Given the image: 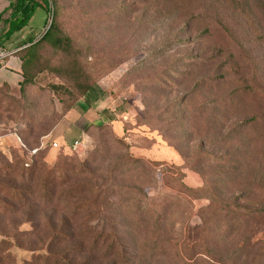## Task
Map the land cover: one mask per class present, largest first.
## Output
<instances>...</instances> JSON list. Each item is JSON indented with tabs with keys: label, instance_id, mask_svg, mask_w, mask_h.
Returning <instances> with one entry per match:
<instances>
[{
	"label": "rangeland",
	"instance_id": "obj_1",
	"mask_svg": "<svg viewBox=\"0 0 264 264\" xmlns=\"http://www.w3.org/2000/svg\"><path fill=\"white\" fill-rule=\"evenodd\" d=\"M233 1L235 8L227 7L228 0H201L197 5L201 14L213 15L211 48L224 46L236 55V72L231 71L221 88L207 87L196 96V78L179 77L187 72L184 58L197 50L196 44L179 47L183 23L170 0H60L59 25L74 40L71 57H79L86 68L92 91L66 111L72 98L65 92L59 97L52 87H67L64 67L71 57L46 46L26 97L15 96L17 104L0 95V136L32 129L37 139L65 121L52 137L40 139L48 163L55 164L65 148L81 141L72 156L89 165L95 180H114V193L105 201L112 206L90 226L117 229L136 258L132 264H264V225L258 232L238 235L231 224L239 218L223 211L225 201L231 200L236 208L264 209V0ZM51 21L38 9L15 47L23 50L30 39L38 42ZM224 63L225 58L199 69L198 80L216 74ZM171 69L176 74L170 77ZM237 84L244 91L235 94ZM180 99L187 104L166 114L167 105ZM86 101L103 113L104 129H93L98 123H86L78 112L79 103ZM171 119L185 120L186 129L154 130L148 125ZM81 123L90 137L82 135ZM187 133L193 139L182 142ZM27 149L19 141L0 145V167L20 159L30 165ZM138 202L146 229L127 225L128 209ZM62 217L59 212L57 219ZM12 222L0 227V239L13 236ZM31 229V224L21 227L23 232ZM46 236L14 239L10 253L17 264L46 251Z\"/></svg>",
	"mask_w": 264,
	"mask_h": 264
},
{
	"label": "trees",
	"instance_id": "obj_2",
	"mask_svg": "<svg viewBox=\"0 0 264 264\" xmlns=\"http://www.w3.org/2000/svg\"><path fill=\"white\" fill-rule=\"evenodd\" d=\"M200 1L170 0V4L179 11L181 17L178 20L179 23L180 21L183 23V27L177 34L179 47H191L196 44L197 51L184 58V61L189 63L187 72L179 74L182 79L196 78L192 89V93L196 96L204 92L207 87L221 88L228 81L231 71L235 69L234 72H236V67H238L234 50L224 46L211 48V44L215 43L212 30L214 22H211L213 15L210 12L201 14L197 7ZM151 2L153 4V1ZM231 6L235 8V1L228 0L227 7ZM40 8L51 16L52 21L47 32L38 42L35 43V39H30L29 47L15 53L22 64L23 82L15 90L7 84L0 87V95L17 104L20 103V100L16 98L17 95L20 94V99H24L27 89L34 83L42 48L51 46L56 51L67 53L69 57L72 56L75 48L74 40L64 35L59 25L60 0H15L9 10L0 17V48L7 50L15 36L26 29ZM202 28L204 30L201 31ZM224 58L225 63L216 74L203 76L198 80L196 73L199 69L213 66L216 61L224 60ZM78 60L79 57H71L69 64L66 68L64 67L67 87H52L59 97L68 95L72 98V104L67 106L66 111H69L80 98L86 97L93 89V83L89 80L86 68L82 67ZM175 74L176 71L171 69L170 77ZM242 91H244L243 86L237 84L234 93ZM62 92L65 94L62 95ZM233 101L236 99L234 98ZM2 102L0 103L1 108ZM187 102L181 99L174 101L173 104L167 105L166 114L174 108H183ZM210 102L213 106L217 104L216 100ZM88 104L90 106V103ZM186 123L182 119H171L164 125L159 123L148 125L154 130H161L164 126L171 131L177 127L186 129ZM90 127L104 129L105 125L98 123ZM52 132L53 128L37 139H33L32 129L29 132H18L16 135L22 146L29 148L27 150L32 155V163L29 165L20 159L17 162L8 161L4 167H0V227H5L8 220H12L13 225L16 223L13 236L0 239V264H17L10 253L15 246L14 239L19 237L32 241V238L42 233H47L44 238L48 244L47 250L42 253L34 252L25 264H99L100 262L132 264L136 258L129 251L128 244L117 229L97 231L90 226L91 221L97 217L107 215L112 206L113 202L105 201L114 193V180L111 177L95 180L96 178L92 176L93 172L89 170V165L81 163L72 156V148H65L60 160L50 165L44 157L48 150L44 146L40 147V139L48 137ZM85 133L90 137L87 132ZM186 135L187 137L185 136L182 142H189L193 139L191 134ZM228 136L233 138L230 134L226 135ZM35 150L36 153H33ZM89 174L92 178L86 176ZM242 199L243 202H252ZM225 202L223 211H226L227 215L232 218H239L237 224H231L233 233H238V235L255 233L264 225V209L254 210L257 206L253 205L250 206L252 208L248 206L236 208L232 200ZM260 202L264 205V195L260 198ZM139 203L142 202L128 209L130 214L126 218L127 225L135 230L147 227V220L138 216V212L143 211L142 204L139 205ZM125 204L126 202H123L120 206L124 207ZM59 212L63 216L61 219H57ZM133 215L136 217H132ZM25 224H31L32 229L23 232L21 227ZM159 224L160 217L156 216L154 228L159 227ZM131 230L134 232V229L131 228ZM218 231H222V228ZM231 232L229 231L227 237ZM64 243L71 246L63 248ZM207 256L212 257L211 254Z\"/></svg>",
	"mask_w": 264,
	"mask_h": 264
},
{
	"label": "crops",
	"instance_id": "obj_3",
	"mask_svg": "<svg viewBox=\"0 0 264 264\" xmlns=\"http://www.w3.org/2000/svg\"><path fill=\"white\" fill-rule=\"evenodd\" d=\"M15 0H0V17L3 13H5L6 11L9 10L11 4L14 2ZM1 23V20H0ZM20 36L16 35L15 38L13 39L12 43L8 45V51H10L13 55L11 57H9L5 63L0 67V87H2L4 84H7L10 86L11 89L15 90L18 89L21 85V83L23 82V76H22V64L20 59L15 55V53L17 51H19L21 48L19 47H15V44L18 41V38ZM14 47V48H9V47ZM90 102L86 101L83 103H79V108H78V112L84 117V119H86V123L89 122V124H93V123H100V124H104L105 119L103 118V113L102 112H98L99 108L94 109L93 106H89ZM107 120V119H106ZM109 121V120H107ZM66 123L65 121L63 123H61V125L48 137L45 138L49 139L50 137H52V135L56 134L58 129L62 126H64ZM82 128L80 129L83 133L82 135L85 136V130H86V126L81 123ZM80 127H78L79 129ZM64 129V128H63ZM64 134V133H63ZM62 136V134H59V137ZM11 141V143H17L18 141L20 143V146H22L21 141L18 137V135L16 134H11V135H3L0 136V145H4L6 142Z\"/></svg>",
	"mask_w": 264,
	"mask_h": 264
},
{
	"label": "built area",
	"instance_id": "obj_4",
	"mask_svg": "<svg viewBox=\"0 0 264 264\" xmlns=\"http://www.w3.org/2000/svg\"><path fill=\"white\" fill-rule=\"evenodd\" d=\"M13 54L8 51V50H4L2 48H0V67L5 63V61L11 57ZM83 143L81 141H76L73 146H72V150H77L80 146H82ZM55 147H57V145H54ZM33 153H36V150L33 151Z\"/></svg>",
	"mask_w": 264,
	"mask_h": 264
},
{
	"label": "water",
	"instance_id": "obj_5",
	"mask_svg": "<svg viewBox=\"0 0 264 264\" xmlns=\"http://www.w3.org/2000/svg\"><path fill=\"white\" fill-rule=\"evenodd\" d=\"M49 27H50V25H49ZM49 27H48V28H49Z\"/></svg>",
	"mask_w": 264,
	"mask_h": 264
}]
</instances>
